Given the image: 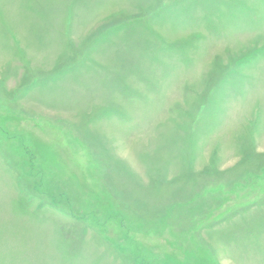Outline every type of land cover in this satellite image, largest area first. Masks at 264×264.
<instances>
[{"label": "rangeland", "instance_id": "1", "mask_svg": "<svg viewBox=\"0 0 264 264\" xmlns=\"http://www.w3.org/2000/svg\"><path fill=\"white\" fill-rule=\"evenodd\" d=\"M0 264H264V0H0Z\"/></svg>", "mask_w": 264, "mask_h": 264}]
</instances>
